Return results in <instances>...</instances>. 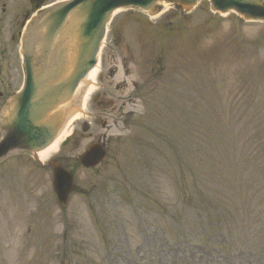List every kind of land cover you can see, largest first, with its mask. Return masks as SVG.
<instances>
[{
    "label": "rangeland",
    "instance_id": "rangeland-1",
    "mask_svg": "<svg viewBox=\"0 0 264 264\" xmlns=\"http://www.w3.org/2000/svg\"><path fill=\"white\" fill-rule=\"evenodd\" d=\"M6 1L4 95L22 84L7 40L29 9ZM159 9L117 14L66 147L44 164L0 163V264H264V23L215 15L208 0ZM95 143L107 158L81 168ZM57 163L75 174L65 209Z\"/></svg>",
    "mask_w": 264,
    "mask_h": 264
},
{
    "label": "water",
    "instance_id": "water-1",
    "mask_svg": "<svg viewBox=\"0 0 264 264\" xmlns=\"http://www.w3.org/2000/svg\"><path fill=\"white\" fill-rule=\"evenodd\" d=\"M199 0H72L46 10L28 27L23 40L27 79L23 92L11 98L0 113V161L13 152L34 156L57 139L80 107L76 93L98 63L107 25L123 8H141L151 14L159 4L192 9ZM221 14L234 11L246 20H264V0H210ZM44 2H40V8ZM67 143H65L66 145ZM106 156L95 145L81 159L95 167ZM74 177L61 165L54 168V189L65 207L74 189Z\"/></svg>",
    "mask_w": 264,
    "mask_h": 264
},
{
    "label": "bare ground",
    "instance_id": "bare-ground-1",
    "mask_svg": "<svg viewBox=\"0 0 264 264\" xmlns=\"http://www.w3.org/2000/svg\"><path fill=\"white\" fill-rule=\"evenodd\" d=\"M100 73L99 66L96 67L86 78V80L81 84L77 91V95L84 96L83 106L81 112H78L77 115L67 125L65 130L61 133L59 138L46 150L38 154V160L42 163H46L48 160L52 159L60 151V144L66 137L69 136V127L75 123L77 119L82 115V112L85 109L87 102L89 101L92 93H94L95 86L98 80V75Z\"/></svg>",
    "mask_w": 264,
    "mask_h": 264
},
{
    "label": "flooded vegetation",
    "instance_id": "flooded-vegetation-1",
    "mask_svg": "<svg viewBox=\"0 0 264 264\" xmlns=\"http://www.w3.org/2000/svg\"><path fill=\"white\" fill-rule=\"evenodd\" d=\"M31 10L29 11V10H27L26 11V13H25V15H24V19L26 18V16H30L31 15ZM25 23V20H24V22L23 23H20V24H18L19 25V28L20 29H22L23 28V24ZM20 34V30L18 29V31H17V35H19ZM18 38V37H17ZM13 41H14V44L16 43L15 41H16V35H14L13 36ZM15 46H16V44H15ZM3 97V95H1V93H0V98H2Z\"/></svg>",
    "mask_w": 264,
    "mask_h": 264
}]
</instances>
